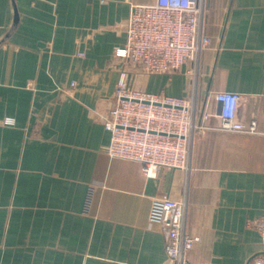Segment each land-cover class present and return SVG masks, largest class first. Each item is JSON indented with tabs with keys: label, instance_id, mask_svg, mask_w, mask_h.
Instances as JSON below:
<instances>
[{
	"label": "crops",
	"instance_id": "1",
	"mask_svg": "<svg viewBox=\"0 0 264 264\" xmlns=\"http://www.w3.org/2000/svg\"><path fill=\"white\" fill-rule=\"evenodd\" d=\"M153 2L0 0V264H169L165 232L149 220L166 197L186 202L200 237L192 264L264 254L251 226L264 215V0L206 1L211 44L195 81L187 65L147 73L115 54L132 4ZM123 72L157 97L195 94L199 121L211 114L188 169L147 176L108 154L103 117ZM223 91L242 96L236 119L257 133L216 129Z\"/></svg>",
	"mask_w": 264,
	"mask_h": 264
},
{
	"label": "built area",
	"instance_id": "2",
	"mask_svg": "<svg viewBox=\"0 0 264 264\" xmlns=\"http://www.w3.org/2000/svg\"><path fill=\"white\" fill-rule=\"evenodd\" d=\"M207 0H155L150 4H132L126 26V42L115 54L131 60L147 73H167L187 65V73L197 79L202 53L210 47L204 30ZM219 104L216 127L223 132L257 133L255 122L246 125L236 119L239 93L214 94ZM197 98L157 97L132 88L123 72L117 85L115 105L103 117L111 132L108 154L138 161L147 176H155L162 167L189 168L194 135L203 129L197 116ZM10 122L11 119H6ZM188 207L185 201L169 197L155 199L150 223L165 232V250L169 264H192L189 253L200 237L187 230ZM251 226L264 242V215ZM249 264H264V254L252 257Z\"/></svg>",
	"mask_w": 264,
	"mask_h": 264
},
{
	"label": "water",
	"instance_id": "3",
	"mask_svg": "<svg viewBox=\"0 0 264 264\" xmlns=\"http://www.w3.org/2000/svg\"><path fill=\"white\" fill-rule=\"evenodd\" d=\"M13 10H14V15H13V23H12L11 26H13L15 24V21H16V18H17V11H16V8H15V5L13 6ZM11 26L8 28V30L6 31L5 34H7V32L9 31V29L11 28ZM2 39H3V37H2ZM2 39H0V42H1Z\"/></svg>",
	"mask_w": 264,
	"mask_h": 264
}]
</instances>
